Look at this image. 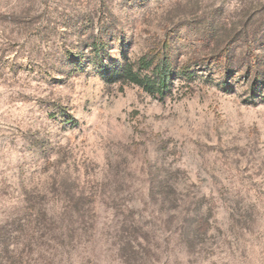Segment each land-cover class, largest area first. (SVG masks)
<instances>
[{"label": "rangeland", "instance_id": "374dc122", "mask_svg": "<svg viewBox=\"0 0 264 264\" xmlns=\"http://www.w3.org/2000/svg\"><path fill=\"white\" fill-rule=\"evenodd\" d=\"M0 264H264V0H0Z\"/></svg>", "mask_w": 264, "mask_h": 264}, {"label": "trees", "instance_id": "16d2710c", "mask_svg": "<svg viewBox=\"0 0 264 264\" xmlns=\"http://www.w3.org/2000/svg\"><path fill=\"white\" fill-rule=\"evenodd\" d=\"M103 43L101 42H92L91 51L93 53L94 59L97 62H100V49L102 48ZM157 55H159V52ZM163 54V53H162ZM147 60V59H146ZM145 60V61H146ZM221 60L223 57L221 56ZM147 62V61H146ZM101 63V62H100ZM152 71L150 75L141 76L139 73L134 72L130 66H125L122 69L118 70V72H109L107 73L108 77L116 75V73L120 74L126 81L133 83L138 86H143L145 88L150 89L151 91H155L158 94H163L165 86L167 82L170 80L172 72L170 71V63L168 61V57L161 56L156 64L151 63ZM149 62L147 65L144 64V68H150Z\"/></svg>", "mask_w": 264, "mask_h": 264}]
</instances>
